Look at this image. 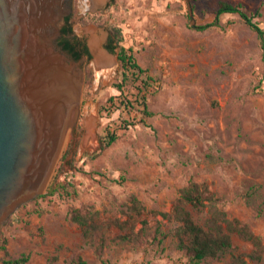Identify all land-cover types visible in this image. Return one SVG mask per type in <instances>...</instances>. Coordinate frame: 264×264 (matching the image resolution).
Listing matches in <instances>:
<instances>
[{
  "label": "rangeland",
  "instance_id": "1",
  "mask_svg": "<svg viewBox=\"0 0 264 264\" xmlns=\"http://www.w3.org/2000/svg\"><path fill=\"white\" fill-rule=\"evenodd\" d=\"M220 1L242 3L255 20L264 21V0H107L98 8L89 7L90 1L73 0L70 22L83 42H89L87 28L92 27L106 49L110 29L122 30V44L134 49L139 63L156 79L148 95L154 115L146 123L120 129L122 120L136 111L129 115L116 110L110 116L100 112L111 95L120 94L113 86L122 74L120 61L107 52L114 72L109 78L98 77L94 54L84 56L80 117L42 193L52 184L65 183L70 195L58 191L35 198L11 214L0 228L7 238L0 264L23 254L30 256L27 264H67L78 258L102 264L96 244L84 240L82 228L69 216L72 207L83 206L106 223L100 231L103 259L191 264L178 247L172 219L149 212L142 244L124 240L125 232L111 224L127 219L131 195L149 211L171 212L191 180L206 183L228 217L248 224L264 244L263 49L257 33L238 14L222 15L217 25L205 30L196 27L214 21ZM108 124L120 137L101 150L99 136ZM157 227L162 242L153 238ZM233 242L241 252L252 251L237 235ZM246 259L247 264H264V253L260 260ZM231 263L230 253L204 261Z\"/></svg>",
  "mask_w": 264,
  "mask_h": 264
},
{
  "label": "water",
  "instance_id": "2",
  "mask_svg": "<svg viewBox=\"0 0 264 264\" xmlns=\"http://www.w3.org/2000/svg\"><path fill=\"white\" fill-rule=\"evenodd\" d=\"M72 8L73 0H0V228L46 190L80 117L85 57L59 45Z\"/></svg>",
  "mask_w": 264,
  "mask_h": 264
},
{
  "label": "trees",
  "instance_id": "3",
  "mask_svg": "<svg viewBox=\"0 0 264 264\" xmlns=\"http://www.w3.org/2000/svg\"><path fill=\"white\" fill-rule=\"evenodd\" d=\"M225 14H238L241 19L250 26L256 33L260 45L263 49L264 59V21L255 20L254 15L248 14L242 3H229L220 1L216 11L214 21L196 27L205 30L219 23L220 17ZM71 16L65 18L69 22ZM62 36L59 38V45L63 47L75 60H80L84 56L91 58V53L85 44L77 37L70 38L73 33L72 28H61ZM123 35L119 27H112L106 43V48L115 53L121 64L122 74L120 80L113 86L120 92L119 95H111L105 103L100 106V112L107 115L113 114L116 110L131 115L135 111L136 115L129 119H123L120 129H127L131 125L146 123V118L154 113L149 109L148 95L155 86L156 79L147 68H144L136 58L134 49L122 44ZM92 79L91 69L86 70V80ZM140 116L137 121V117ZM120 137L117 128L113 129L111 124L103 128L99 136L101 150L111 146ZM66 184H52L51 187L36 198L53 196L58 191H63L70 195ZM221 199L211 188L203 182L191 180L180 190V196L176 199L171 212H160L148 210L142 201L136 196L129 197L127 219H114L111 224L117 226L125 232L121 237L124 240L136 241L142 244L147 240L146 227L148 225V213L162 215L170 218L176 223L175 235L178 239V247L185 250L191 264H204L209 259H220L227 254L232 255L231 264H247V257L253 260H260L264 253V244L260 235L256 234L248 224L239 219H230L226 211L220 207ZM24 206V205H22ZM259 214L263 213V208L259 207ZM69 216L73 222L80 225L84 240L87 243H94L95 253L102 264H122L103 259L105 239L100 236V231L106 223L86 206L72 207ZM198 216V219H197ZM200 219L202 221H200ZM142 227L137 230V226ZM100 229V230H99ZM160 227L154 232V240L162 242L163 237ZM162 235V234H161ZM252 246L250 253L239 251L233 242V236ZM7 238L0 232V250H7ZM30 256L23 254L17 258H4L1 264H27ZM67 264H93L86 259L78 258Z\"/></svg>",
  "mask_w": 264,
  "mask_h": 264
},
{
  "label": "bare ground",
  "instance_id": "4",
  "mask_svg": "<svg viewBox=\"0 0 264 264\" xmlns=\"http://www.w3.org/2000/svg\"><path fill=\"white\" fill-rule=\"evenodd\" d=\"M85 1H90L91 4H89V7L98 8L100 6H103L107 0H85ZM87 32L89 35V45L94 54V59L92 64L96 70V74L98 77L105 76L106 78H109L114 72V66L111 57L107 54V52H105L104 48L102 47L103 37L97 34L95 29L92 27L87 28ZM75 125L76 123L70 129L62 150L64 149L68 141V138L72 136ZM87 126L89 133L91 134L93 130V118L89 117Z\"/></svg>",
  "mask_w": 264,
  "mask_h": 264
},
{
  "label": "flooded vegetation",
  "instance_id": "5",
  "mask_svg": "<svg viewBox=\"0 0 264 264\" xmlns=\"http://www.w3.org/2000/svg\"><path fill=\"white\" fill-rule=\"evenodd\" d=\"M71 15V14H70ZM70 15H68V16H70ZM72 28V26H71V22L69 21V22H66L65 21V19H64V21L62 22V25H61V28ZM73 29V28H72ZM74 34V31H73V33L71 34V35H73ZM110 35V34H109ZM70 36V35H69ZM80 40V39H79ZM80 41H82V40H80ZM86 45H87V47H88V49H89V51H90V48H89V46H88V43H85ZM67 52V51H66ZM111 52V51H110ZM68 53V52H67ZM90 53H91V51H90ZM69 54V53H68ZM70 55V54H69Z\"/></svg>",
  "mask_w": 264,
  "mask_h": 264
}]
</instances>
